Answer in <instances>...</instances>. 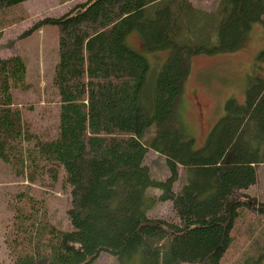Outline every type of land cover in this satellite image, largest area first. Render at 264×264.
Returning a JSON list of instances; mask_svg holds the SVG:
<instances>
[{
  "label": "trees",
  "instance_id": "1",
  "mask_svg": "<svg viewBox=\"0 0 264 264\" xmlns=\"http://www.w3.org/2000/svg\"><path fill=\"white\" fill-rule=\"evenodd\" d=\"M26 1L0 0V11ZM263 17L264 0H220L214 10L192 0H86L27 30L58 28V124L52 136L32 132L29 106L15 98L32 88L27 63L0 57V158L53 186L64 170L72 228L21 198L11 264H93L102 253L119 264H226L239 224L264 223V202L248 194L264 164V77L249 78L243 103L226 101L203 146L177 103L185 54L235 50ZM132 35L151 53L169 50L159 68L129 45ZM152 150L165 158L166 179L146 164ZM180 169L186 182L176 190ZM158 201H172L179 220L151 217Z\"/></svg>",
  "mask_w": 264,
  "mask_h": 264
},
{
  "label": "rangeland",
  "instance_id": "2",
  "mask_svg": "<svg viewBox=\"0 0 264 264\" xmlns=\"http://www.w3.org/2000/svg\"><path fill=\"white\" fill-rule=\"evenodd\" d=\"M84 1L28 0L0 11V30H3L0 57L20 55L27 63L32 88L18 92L15 98L20 106H29L24 110L25 123L37 136H52L58 124L59 103L52 79L59 60V34L57 26L52 24L44 25L31 34H27V30L40 19L61 16ZM192 1L204 10H214L220 0ZM128 43L133 49L146 54L151 66L156 68L169 55V50L147 51L137 35L130 36ZM185 56L188 73L183 81L177 111L184 126L196 138L197 145L203 146L212 128L226 113V101L236 98L237 102L243 103L249 78L264 77V17L263 21L253 25L235 50L214 54L186 53ZM146 164L155 178L166 179L170 175L165 158L154 150L148 153ZM258 167V181L248 194L264 202V164ZM24 169L29 168L0 158V264H11L9 242L16 238V215L26 204V200L21 198H27L28 202L29 199L34 203L42 202L48 209L50 221L65 230L72 228L66 214L71 207V194L62 180L64 170L60 181L53 186L47 178L30 176L27 172L24 174ZM180 170L182 178L177 182L176 190L186 182L184 171ZM149 193L154 196L160 194L157 189H150ZM149 215L173 222L179 220L172 201H158L149 210ZM250 220L254 224L243 220L239 224L241 227L232 233L234 242L225 256L226 264H264V256H260L264 253V223H259L256 216ZM253 239L256 241L254 246ZM93 264H119V260L109 253H102Z\"/></svg>",
  "mask_w": 264,
  "mask_h": 264
}]
</instances>
